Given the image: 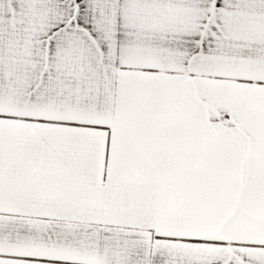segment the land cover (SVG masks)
Returning a JSON list of instances; mask_svg holds the SVG:
<instances>
[{
	"label": "snow or ice",
	"instance_id": "obj_1",
	"mask_svg": "<svg viewBox=\"0 0 264 264\" xmlns=\"http://www.w3.org/2000/svg\"><path fill=\"white\" fill-rule=\"evenodd\" d=\"M0 264H264V0H0Z\"/></svg>",
	"mask_w": 264,
	"mask_h": 264
}]
</instances>
